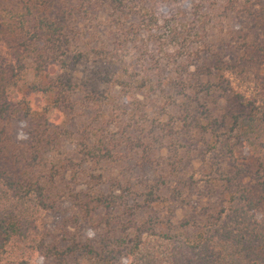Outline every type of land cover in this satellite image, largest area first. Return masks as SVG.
<instances>
[{
  "label": "trees",
  "instance_id": "1",
  "mask_svg": "<svg viewBox=\"0 0 264 264\" xmlns=\"http://www.w3.org/2000/svg\"><path fill=\"white\" fill-rule=\"evenodd\" d=\"M180 2L0 0V38L31 57L33 79L0 69V181L43 210L69 202L98 231L92 244L68 232L43 240L46 264H162L145 242L168 233L197 255L188 264H226L216 249L232 240L264 264V221L247 242L222 230L229 205L244 223L264 214V115L227 76L264 66V0H199L190 12ZM239 16L258 21L253 40ZM218 147L220 171L204 164ZM19 235L12 217L0 223V250Z\"/></svg>",
  "mask_w": 264,
  "mask_h": 264
},
{
  "label": "rangeland",
  "instance_id": "2",
  "mask_svg": "<svg viewBox=\"0 0 264 264\" xmlns=\"http://www.w3.org/2000/svg\"><path fill=\"white\" fill-rule=\"evenodd\" d=\"M198 1L181 0L178 8L190 12ZM136 4L139 3L132 2L133 7ZM97 17L99 18V16ZM107 26L108 22H105L103 19L99 18L92 21V33L100 31V39L103 40L104 38L102 37L106 38L108 36ZM234 26L242 34H248L251 40H253V34L255 35L258 32V21L248 16L237 17L234 20ZM94 27L96 29H93ZM7 67L14 68L22 75L25 74L29 82L33 80L31 77V57L27 55L18 56L12 44L6 41V39L0 38V69H7ZM227 76L234 90L243 95L247 100L253 101L256 105L257 113L264 115V66L246 67L244 70L236 69L229 72ZM124 104L128 103L124 102ZM123 110L128 111L129 107L124 105ZM73 149L74 145L69 143L64 151H72ZM224 149L220 150L218 147L216 151L207 155L204 159L205 166H211L212 169H218L220 171L227 161L225 160L226 153ZM258 151H256L255 155ZM196 154L197 150L189 153V157H191L189 161L190 165L192 164L195 167H197L196 164L199 163L198 161L203 159L202 154L201 156H195ZM259 157L262 160L264 158L262 154ZM259 164H261V161ZM121 167L122 174L129 176L131 172L128 169L129 166L122 165ZM260 169L263 173L264 161ZM135 175L138 176V174ZM147 175H150V173H142V175H139L141 183L147 181ZM194 180L200 185L205 184L203 179L199 177ZM242 208L241 204L227 206L224 228L222 227V230L226 229L231 232L230 236L232 238L244 235L247 242L250 234L259 232V225H262L264 221V214L262 212L256 214L249 213L244 223L243 218H241L243 214ZM10 217L17 221L20 235L11 244L5 246L3 251L0 250V264H21L22 262H27V264H46L38 252L39 245L43 243V240L59 238L63 232H68L74 236L77 235L83 242L90 244L98 239V231L90 226V224L78 219L76 212L69 202H64L58 211L43 210L34 196L18 197L0 181V223H7V219ZM232 242L234 246L231 242L218 245L215 256L219 255L221 251L226 264H258L243 256L236 249L235 242L233 240ZM182 245V240L175 241V239H171V233H168L166 237H151L145 242L147 254L154 253L156 257L154 260L155 263L177 264V260L179 261L181 259V263L188 264L189 257L194 261L198 260L197 255L185 252ZM79 261L81 264H96L87 256H82Z\"/></svg>",
  "mask_w": 264,
  "mask_h": 264
}]
</instances>
